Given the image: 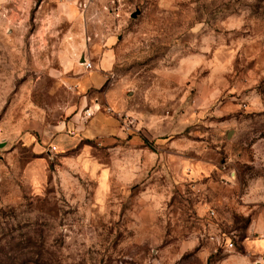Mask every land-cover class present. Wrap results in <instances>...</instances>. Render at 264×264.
Returning a JSON list of instances; mask_svg holds the SVG:
<instances>
[{
    "label": "rangeland",
    "instance_id": "1",
    "mask_svg": "<svg viewBox=\"0 0 264 264\" xmlns=\"http://www.w3.org/2000/svg\"><path fill=\"white\" fill-rule=\"evenodd\" d=\"M0 264H264V0H0Z\"/></svg>",
    "mask_w": 264,
    "mask_h": 264
},
{
    "label": "crops",
    "instance_id": "2",
    "mask_svg": "<svg viewBox=\"0 0 264 264\" xmlns=\"http://www.w3.org/2000/svg\"><path fill=\"white\" fill-rule=\"evenodd\" d=\"M28 128V127H27ZM66 128V125H59L56 126L54 129V132H60L63 131ZM40 136V135H39ZM20 141L24 145H27L29 148H31V151H36L35 153L40 155L42 154L41 146L38 143L39 140L38 137L35 135V133H29L28 131H23V133L20 135ZM56 144H52L51 146L55 148V150H59L58 148H69L76 144V141L72 138H67L64 136H57L55 139ZM44 160L39 156L38 158H35L29 163H26L23 168V179L27 184H29L32 188L36 189L38 186H41L43 184L44 180Z\"/></svg>",
    "mask_w": 264,
    "mask_h": 264
},
{
    "label": "built area",
    "instance_id": "3",
    "mask_svg": "<svg viewBox=\"0 0 264 264\" xmlns=\"http://www.w3.org/2000/svg\"><path fill=\"white\" fill-rule=\"evenodd\" d=\"M83 66L85 67V69H91V64L90 63H84ZM55 150L54 147L51 148V151ZM229 247L231 248L232 245L229 244Z\"/></svg>",
    "mask_w": 264,
    "mask_h": 264
},
{
    "label": "water",
    "instance_id": "4",
    "mask_svg": "<svg viewBox=\"0 0 264 264\" xmlns=\"http://www.w3.org/2000/svg\"><path fill=\"white\" fill-rule=\"evenodd\" d=\"M137 15H138V13L135 12V13H133V14L131 15V18H136Z\"/></svg>",
    "mask_w": 264,
    "mask_h": 264
}]
</instances>
